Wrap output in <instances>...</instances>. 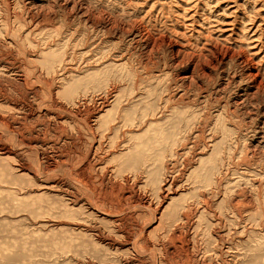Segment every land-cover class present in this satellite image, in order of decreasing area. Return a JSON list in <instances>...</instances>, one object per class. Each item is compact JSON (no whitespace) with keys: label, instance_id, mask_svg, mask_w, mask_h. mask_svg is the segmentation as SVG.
Instances as JSON below:
<instances>
[{"label":"rangeland","instance_id":"rangeland-1","mask_svg":"<svg viewBox=\"0 0 264 264\" xmlns=\"http://www.w3.org/2000/svg\"><path fill=\"white\" fill-rule=\"evenodd\" d=\"M3 48L15 52L7 55L15 65L26 60L41 94L46 97L52 83L68 107L84 96L112 94L113 100L119 90L100 113L115 118L110 137L102 136L103 128L96 137L82 129V152L103 145L93 172L97 191L114 197L120 182L146 194L149 206L133 210L153 237L157 219L186 223L183 211L194 209V226L184 228L199 242L201 259L262 263L264 86L252 82L238 54L260 50L253 57L264 79V0H0ZM225 51L235 55L216 67L215 57ZM3 71L1 81L11 88L16 82ZM169 98L171 109L164 104ZM175 110L191 124L172 125ZM0 112L23 114L6 101ZM27 155L36 163L35 153ZM16 162L0 153V264H107L125 254L90 229L100 224L120 234L109 216L43 187L46 177L20 171ZM107 164L116 170H104Z\"/></svg>","mask_w":264,"mask_h":264},{"label":"bare ground","instance_id":"bare-ground-1","mask_svg":"<svg viewBox=\"0 0 264 264\" xmlns=\"http://www.w3.org/2000/svg\"><path fill=\"white\" fill-rule=\"evenodd\" d=\"M8 23H10V21ZM6 28L8 32L10 26ZM4 50L3 48V51ZM241 50H239L238 59L246 64L247 72L245 73L252 78V82H254L258 88H263L264 79L260 78L261 75H263L260 67L261 65L259 64L260 62L256 61L253 57V55H256V52L260 50L254 51L252 55L248 54L246 50L242 52ZM13 52L10 50H5V52L2 53L0 52V68L3 69V72L8 76L12 74V78L16 82L12 84L11 88H8L9 86L7 87L4 85L0 78V101H6L10 104L14 103L15 107L17 106L18 109L23 110V114L20 117H15L12 114L8 116L0 112V153L3 156L14 157L17 160L16 163L20 171L32 174L36 178L42 176L46 177L43 187L64 191L71 203H81L87 209L109 216L112 225L117 228V233L120 234H114L100 224H94L90 228L96 234L98 240L104 242L109 248L115 250L125 249L124 255L119 252L122 255H120L117 262L107 260L109 261L107 264H214L213 260L215 258L213 259V257H210L208 261V258L206 260L200 258L197 245L199 242L195 239L193 240L187 232L189 228L194 226L190 219L197 212L196 210L190 209L183 211L182 215L186 218V223L182 224H178L177 219L173 217H169L167 221L163 218L160 220L157 219L158 224L155 229L157 233L156 236L153 237L146 222L140 219L141 217L138 213V209L136 211L133 210L136 206H140L139 208L143 210V206L149 204V200L145 196L146 194L144 195L138 190H130L133 187L128 191L127 187L122 186L120 182L117 183V186L120 185V187L117 188L118 191L114 197L109 196L110 193L108 194L106 190H96L93 172H95L98 165L101 164L99 161H101L100 159L102 156H100L99 150L102 149L103 145L102 142H98V146L91 145L88 151L85 153L82 152V150H80V141L83 140L82 129L87 128L89 132L96 137L97 130L103 128L102 136L105 138L110 137L111 131L116 128L115 118H111L109 115L104 117L101 116L100 113L117 100L116 98L119 96L117 91L119 90L116 88L113 92L115 96H113L115 98V100L113 98L114 101L110 98L112 94L110 97L109 95H100L97 97L84 96L82 99H76L73 103V107H68L58 98L55 89L51 86L52 83L51 85L49 84L50 81H45L49 84L48 95L45 97V95L41 94V89L37 88L38 86H33V79L26 67V60H20L18 65H15L14 61L11 62L10 59H8L7 55H11ZM234 55V52L233 54L228 51L223 53L219 52V55L214 59L216 60L215 66H218V62L220 64L226 58ZM32 71V74H34L37 70L35 68ZM35 77L37 78V75ZM39 86L42 88L41 85ZM29 91H31L30 93L33 95L32 98L29 96L30 93L28 94ZM169 101L171 102L172 99L169 98L164 103L168 108L173 105L172 102H174L172 101L170 103ZM180 102H182V99ZM165 105L163 107H165ZM169 109H171V107ZM164 112H166V110ZM174 112L178 113L176 110ZM185 116L186 115H183V113H178L172 125H176L177 121L179 124L181 123L182 126L189 125L192 119L190 116ZM69 117L71 118L69 119L70 122L74 124L72 128L68 125ZM28 119H36L35 121L37 124H30ZM168 123V126H170L171 123ZM204 136L201 137L204 138ZM27 151L35 153L36 163H33L29 159ZM104 168V170L110 173L116 170L115 166L112 164H107ZM59 172L68 175L69 180H64L60 176L61 174L58 175ZM2 177L7 179L6 174H2ZM126 180H129V178L125 177V181ZM205 204H207L206 201ZM147 208L148 207H146V209ZM210 212L208 213L210 214ZM150 213H152L153 216L155 215L153 212ZM215 214L218 215V217H216L217 222L222 223V212ZM186 226L189 227L188 229L186 228L187 231L184 228ZM219 238L221 239L222 236L218 237V239ZM207 241L209 240L207 239ZM216 244L222 243L218 242ZM208 250L207 248V251ZM221 252L220 249H217V253L222 255ZM209 253H211V250ZM206 256L208 257V254ZM219 261L221 262L222 260ZM261 261L262 263L255 262L253 264H264V258ZM216 263L218 264V262Z\"/></svg>","mask_w":264,"mask_h":264}]
</instances>
